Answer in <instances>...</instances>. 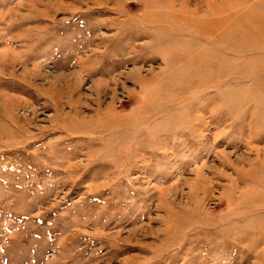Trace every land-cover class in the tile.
Segmentation results:
<instances>
[{"label":"rangeland","instance_id":"374dc122","mask_svg":"<svg viewBox=\"0 0 264 264\" xmlns=\"http://www.w3.org/2000/svg\"><path fill=\"white\" fill-rule=\"evenodd\" d=\"M0 264H264V0H0Z\"/></svg>","mask_w":264,"mask_h":264}]
</instances>
